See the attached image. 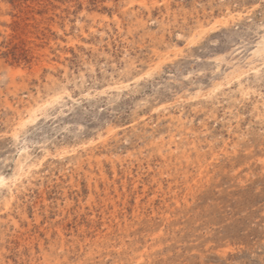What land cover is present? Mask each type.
I'll list each match as a JSON object with an SVG mask.
<instances>
[{
  "label": "rangeland",
  "instance_id": "1",
  "mask_svg": "<svg viewBox=\"0 0 264 264\" xmlns=\"http://www.w3.org/2000/svg\"><path fill=\"white\" fill-rule=\"evenodd\" d=\"M0 264H264V0H0Z\"/></svg>",
  "mask_w": 264,
  "mask_h": 264
},
{
  "label": "bare ground",
  "instance_id": "2",
  "mask_svg": "<svg viewBox=\"0 0 264 264\" xmlns=\"http://www.w3.org/2000/svg\"><path fill=\"white\" fill-rule=\"evenodd\" d=\"M262 54V53H261ZM39 104V103H38ZM29 120L31 119V116L28 118Z\"/></svg>",
  "mask_w": 264,
  "mask_h": 264
}]
</instances>
